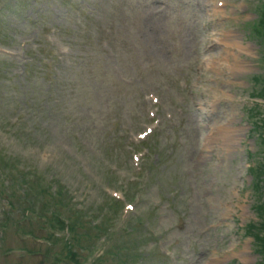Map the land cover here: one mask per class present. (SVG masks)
I'll return each mask as SVG.
<instances>
[{
    "label": "rangeland",
    "instance_id": "obj_1",
    "mask_svg": "<svg viewBox=\"0 0 264 264\" xmlns=\"http://www.w3.org/2000/svg\"><path fill=\"white\" fill-rule=\"evenodd\" d=\"M234 34L233 37L240 38L246 51L227 48L228 60L237 58L243 69L236 64L237 70L233 72H227L228 69L220 71L224 80L220 83L219 92L227 100L223 99L216 108L208 109V112L215 110L212 115L208 114L210 119L207 122L212 141L186 160L183 157L188 156L187 152L172 156L166 170L172 176L171 184L163 182L164 175L159 174V179L155 172V183L149 182L143 193L138 191L141 196L135 200V212H143L152 222L153 229L162 235L157 246L153 247L154 254L159 259L161 252H173L168 259H162V264H202L199 262L202 254L209 251L217 255L215 264H264L257 254L260 249L258 242L246 236L242 229L246 223L258 221L257 210L252 205L264 196V193H254L250 188L252 180L248 167L261 155L256 137L250 136V124L245 116V109L252 102L249 94L255 87L252 76L263 73L264 63L261 50L250 41L246 42L244 28ZM13 41L11 37L7 44ZM136 43L139 45V41ZM229 45L237 47L232 40H229ZM54 47L59 52V59L55 70L49 73L54 75L51 83L37 69L0 71V122H10L14 116L22 117L21 126L0 127V150L6 149L8 155L20 157L19 160H7L6 164L14 162L19 168H32L60 178V185L69 191L66 200L89 210L104 200L106 189L117 187L118 179H129L134 170L129 161L126 164L123 160L118 162L107 153L108 146L104 149V145L97 142L96 147L89 140L88 133L78 129L85 118L75 87L82 68H79V58L74 52H62L55 43ZM215 51L219 55L224 52L221 48ZM139 53L142 54V49ZM120 60L128 63L123 49ZM170 74L167 80L155 81L154 86L147 89L156 91L175 84L179 75ZM168 95L166 92V98ZM44 99L48 107L55 99L62 113L76 112L77 116L66 119L64 115L56 120L50 112L43 110ZM24 128L23 136L18 138ZM223 131L228 132L227 138L218 136ZM249 151L254 153L253 158ZM182 160L185 161L180 167L178 162ZM111 166L120 168L122 175L111 176L110 173L116 171ZM172 166L178 170H172ZM262 209L264 211V205ZM209 212L213 213L212 218L207 215ZM20 245L14 239L12 228L8 233H0V250ZM27 245L34 248L29 243ZM151 254L148 251L141 264H153L155 258ZM17 263L40 264L33 259L19 261L12 254L3 258L1 252L0 264Z\"/></svg>",
    "mask_w": 264,
    "mask_h": 264
},
{
    "label": "bare ground",
    "instance_id": "obj_2",
    "mask_svg": "<svg viewBox=\"0 0 264 264\" xmlns=\"http://www.w3.org/2000/svg\"><path fill=\"white\" fill-rule=\"evenodd\" d=\"M228 132H222V134H225V137H226V134H227Z\"/></svg>",
    "mask_w": 264,
    "mask_h": 264
}]
</instances>
